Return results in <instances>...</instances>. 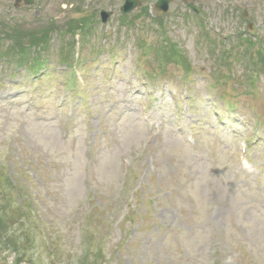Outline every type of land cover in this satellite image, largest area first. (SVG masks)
<instances>
[{
	"label": "rangeland",
	"instance_id": "obj_1",
	"mask_svg": "<svg viewBox=\"0 0 264 264\" xmlns=\"http://www.w3.org/2000/svg\"><path fill=\"white\" fill-rule=\"evenodd\" d=\"M34 1L0 0V264H264V0Z\"/></svg>",
	"mask_w": 264,
	"mask_h": 264
},
{
	"label": "water",
	"instance_id": "obj_2",
	"mask_svg": "<svg viewBox=\"0 0 264 264\" xmlns=\"http://www.w3.org/2000/svg\"><path fill=\"white\" fill-rule=\"evenodd\" d=\"M18 3H20L21 0H17ZM28 4H32L33 2L31 0H25ZM172 0H158L156 3V9L158 11L164 12V13H168L169 9H170V4H171ZM142 5V3L139 0H126L125 4L123 5L121 11L123 14H130L131 12H133L134 10L140 8ZM194 12L198 13V10L196 9L195 6L193 5H188ZM104 16H103V21L107 22L109 17L111 16L110 13L108 12H103Z\"/></svg>",
	"mask_w": 264,
	"mask_h": 264
},
{
	"label": "trees",
	"instance_id": "obj_3",
	"mask_svg": "<svg viewBox=\"0 0 264 264\" xmlns=\"http://www.w3.org/2000/svg\"><path fill=\"white\" fill-rule=\"evenodd\" d=\"M27 68L30 69V70H33L34 69V67H32L30 64L27 65ZM2 243H3V240L0 242V245L1 246H2ZM8 245H9V243H8ZM2 247L4 248V246H2ZM6 251H9V248H7ZM15 251H17V250H15Z\"/></svg>",
	"mask_w": 264,
	"mask_h": 264
},
{
	"label": "flooded vegetation",
	"instance_id": "obj_4",
	"mask_svg": "<svg viewBox=\"0 0 264 264\" xmlns=\"http://www.w3.org/2000/svg\"><path fill=\"white\" fill-rule=\"evenodd\" d=\"M111 12V11H110ZM113 13V12H112ZM100 17L102 18V12L100 11Z\"/></svg>",
	"mask_w": 264,
	"mask_h": 264
}]
</instances>
